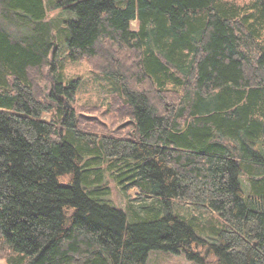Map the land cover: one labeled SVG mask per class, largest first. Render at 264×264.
I'll list each match as a JSON object with an SVG mask.
<instances>
[{
	"label": "trees",
	"instance_id": "16d2710c",
	"mask_svg": "<svg viewBox=\"0 0 264 264\" xmlns=\"http://www.w3.org/2000/svg\"><path fill=\"white\" fill-rule=\"evenodd\" d=\"M52 2L68 28L0 0V257L264 264V0ZM61 55L111 78L107 108L68 106Z\"/></svg>",
	"mask_w": 264,
	"mask_h": 264
},
{
	"label": "rangeland",
	"instance_id": "374dc122",
	"mask_svg": "<svg viewBox=\"0 0 264 264\" xmlns=\"http://www.w3.org/2000/svg\"><path fill=\"white\" fill-rule=\"evenodd\" d=\"M46 2V20L53 24L57 29L65 28L67 22L75 18V15L67 10L57 9L50 6L53 5L52 0H44ZM57 1V0H55ZM239 4L247 3L249 0H234ZM55 23V24H54ZM132 29L137 28V22L133 20L131 22ZM13 29V27L9 26ZM61 46V44H60ZM65 47V46H64ZM62 56V55H61ZM63 57V56H62ZM64 65L62 67V73L66 80L68 79H77V85L75 88L74 99L71 101L68 106H79V105H91L92 107H104L110 104V91L113 88V83H111V78H106L101 75L99 72L94 70L91 65L85 60L82 61H71L66 59V56L63 57ZM44 75H47V69L44 70ZM110 79V80H109ZM47 77L44 80V86L47 85ZM104 173L102 174L103 180L108 183L110 186V199L115 205L124 209L125 198L119 189L118 185L113 181V176L111 171H105V164L101 166ZM131 195H136L135 191L131 192ZM179 205L182 207L188 206V204H179L173 202V208L177 209ZM198 251L204 257L205 264H217L216 258L211 254L207 248L199 247ZM0 264H6V259L0 257ZM146 264H200L194 260L187 258L184 252L173 253L171 251L164 250H150L146 259Z\"/></svg>",
	"mask_w": 264,
	"mask_h": 264
}]
</instances>
